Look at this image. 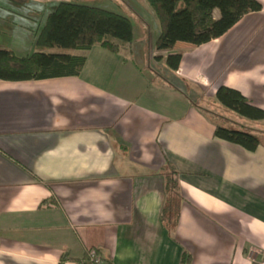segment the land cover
I'll use <instances>...</instances> for the list:
<instances>
[{"label":"crops","instance_id":"1","mask_svg":"<svg viewBox=\"0 0 264 264\" xmlns=\"http://www.w3.org/2000/svg\"><path fill=\"white\" fill-rule=\"evenodd\" d=\"M30 1L19 14L37 33L61 0ZM80 1L141 19L156 42L147 0ZM259 1L221 37L154 47L145 65L134 39L118 51L94 45L77 76L0 79V264H80L93 248L110 264H183L185 254L186 264H261L264 120H242L260 137L249 151L216 137L191 102L228 86L264 109ZM171 52L183 54L177 71L164 62ZM169 165L183 196L175 228L161 218Z\"/></svg>","mask_w":264,"mask_h":264},{"label":"trees","instance_id":"2","mask_svg":"<svg viewBox=\"0 0 264 264\" xmlns=\"http://www.w3.org/2000/svg\"><path fill=\"white\" fill-rule=\"evenodd\" d=\"M147 1L160 26L155 42L159 51L173 50L177 42L197 46L208 43L224 35L246 14L263 9L259 0ZM215 9L220 12L218 18L214 16ZM133 41V23L128 16L83 1L61 0L36 33V51L19 55L11 49L0 48V79L21 81L77 76L86 62L85 53L94 45L118 51ZM182 57L181 52H171L164 58L165 65L177 71ZM155 59L160 61L163 56ZM183 83L189 88L195 87L187 80ZM191 102L214 122L216 137L249 151H255L260 145L259 135L242 120L263 121L264 109L253 104L240 90L221 86L214 98L199 90ZM164 181L166 200L161 218L175 228L183 202L180 172L174 166L165 167ZM65 259L63 257L62 261ZM75 260L80 264H94L88 252L84 258ZM189 260L190 256L185 254L183 264Z\"/></svg>","mask_w":264,"mask_h":264},{"label":"rangeland","instance_id":"3","mask_svg":"<svg viewBox=\"0 0 264 264\" xmlns=\"http://www.w3.org/2000/svg\"><path fill=\"white\" fill-rule=\"evenodd\" d=\"M48 2L50 3L46 6L49 8L52 3L51 0ZM36 4L38 3H34L30 0H19L18 3L0 0V44L14 46L16 49L15 52L19 55H27L36 51L34 48L36 40V33L34 31H36V29L32 26L31 28L30 25L28 26V23H26L27 20L23 18L24 15L21 13L19 14V12H27L26 7H34ZM42 4L45 5L43 2ZM42 14L44 15L45 11L42 12ZM130 19L133 23L135 43H137L134 57L137 59V61L145 65V60L155 47V35L157 32L153 26H148V28L145 30L143 24L144 22L139 18L132 16ZM42 22H44V19H42ZM12 23L17 24L15 29L16 31L13 34L6 33L12 28ZM21 23H24L25 26H23L24 24L22 25ZM29 30V33L26 32ZM12 43H14V45H12Z\"/></svg>","mask_w":264,"mask_h":264},{"label":"built area","instance_id":"4","mask_svg":"<svg viewBox=\"0 0 264 264\" xmlns=\"http://www.w3.org/2000/svg\"><path fill=\"white\" fill-rule=\"evenodd\" d=\"M88 257L90 261L94 264H110L108 261H106L98 252L96 249H90L88 251ZM261 264H264V259L261 262Z\"/></svg>","mask_w":264,"mask_h":264}]
</instances>
